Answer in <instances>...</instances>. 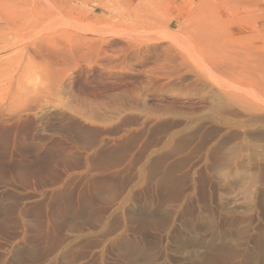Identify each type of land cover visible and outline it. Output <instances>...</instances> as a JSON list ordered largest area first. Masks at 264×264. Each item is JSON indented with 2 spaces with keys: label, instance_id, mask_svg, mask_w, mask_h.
Masks as SVG:
<instances>
[{
  "label": "rangeland",
  "instance_id": "rangeland-1",
  "mask_svg": "<svg viewBox=\"0 0 264 264\" xmlns=\"http://www.w3.org/2000/svg\"><path fill=\"white\" fill-rule=\"evenodd\" d=\"M3 1L0 264H264V0Z\"/></svg>",
  "mask_w": 264,
  "mask_h": 264
},
{
  "label": "bare ground",
  "instance_id": "bare-ground-1",
  "mask_svg": "<svg viewBox=\"0 0 264 264\" xmlns=\"http://www.w3.org/2000/svg\"><path fill=\"white\" fill-rule=\"evenodd\" d=\"M1 1V0H0ZM22 1V0H20ZM40 1V0H39ZM46 3L43 4L42 0H41V4L40 2L38 3L37 0H33L32 2H28L27 0H24V2H20L17 0V2L15 0H5V2L3 1L2 3V7L4 9V18L7 22V24L9 23H16L15 25H19V23L25 19H27V16H29L30 14H33V16L35 17V19L37 18H44L43 20L45 21V17H51L54 14L53 13H58L61 12L63 13L65 16H67L69 18V14L67 15L65 13V3H67V0H45ZM72 1V0H71ZM71 3V2H70ZM43 4V5H42ZM69 4V3H68ZM28 5V7H27ZM30 5V7H29ZM74 5V4H73ZM71 6V4H70ZM1 8V7H0ZM68 8V7H67ZM57 9V10H55ZM69 9V8H68ZM1 10V9H0ZM67 10V9H66ZM79 10V9H78ZM55 11V12H53ZM1 12V11H0ZM68 13V12H67ZM61 15V14H60ZM63 15V17H64ZM31 16V19H33ZM47 17V18H48ZM57 17V16H56ZM53 18V17H52ZM60 18V16H59ZM58 18V19H59ZM65 18V17H64ZM30 19V20H31ZM49 19V18H48ZM54 19V18H53ZM57 20V18H55ZM54 19V20H55ZM63 19V18H62ZM4 20V19H3ZM34 20V19H33ZM60 20V19H59ZM66 20V19H65ZM65 20H62L65 22ZM35 21V20H34ZM37 21V20H36ZM35 21V22H36ZM49 21L52 20L50 19ZM48 22V25L50 26V23ZM67 21V20H66ZM42 22V21H41ZM55 22V21H54ZM68 22V21H67ZM67 22H65L66 24H68ZM63 23V22H61ZM31 24V22H30ZM44 24V23H43ZM61 25V24H60ZM20 26V25H19ZM22 26V25H21ZM26 26V25H25ZM46 26V25H45ZM54 26V25H53ZM81 26V25H80ZM180 26V25H179ZM6 27V26H5ZM15 27V26H14ZM37 27V26H36ZM44 27V26H43ZM56 27V26H55ZM1 28V27H0ZM82 28V27H81ZM12 29V28H11ZM44 29V28H43ZM1 30V29H0ZM18 32V31H17ZM5 40V39H4Z\"/></svg>",
  "mask_w": 264,
  "mask_h": 264
}]
</instances>
